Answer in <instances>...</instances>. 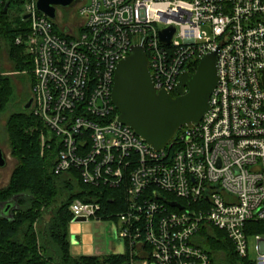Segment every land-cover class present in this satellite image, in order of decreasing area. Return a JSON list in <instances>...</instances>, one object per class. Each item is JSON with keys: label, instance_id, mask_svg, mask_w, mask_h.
Listing matches in <instances>:
<instances>
[{"label": "built area", "instance_id": "obj_1", "mask_svg": "<svg viewBox=\"0 0 264 264\" xmlns=\"http://www.w3.org/2000/svg\"><path fill=\"white\" fill-rule=\"evenodd\" d=\"M77 8L80 21L66 28L26 0L28 24L14 38L32 62L30 109L59 147L55 172L121 187L123 209L111 218L129 264H213L198 243L204 226L224 231L248 259L255 235L253 262L264 264V0H83ZM171 25L166 45L160 31ZM135 45L146 50L156 90L172 94L191 62L218 51L209 111L162 150L121 123L112 101L116 66ZM87 198L71 204L73 220L102 219Z\"/></svg>", "mask_w": 264, "mask_h": 264}, {"label": "trees", "instance_id": "obj_2", "mask_svg": "<svg viewBox=\"0 0 264 264\" xmlns=\"http://www.w3.org/2000/svg\"><path fill=\"white\" fill-rule=\"evenodd\" d=\"M18 2L22 0H4L0 4V49L8 52L18 71L32 76L27 101L33 97L35 80L29 55L14 39L28 24L20 13H13ZM7 3L12 10L5 9ZM198 63L194 60L187 69L195 72ZM1 73L0 69V115L9 111L6 109L15 93L11 77ZM5 131L17 164L9 182L0 187V264H129L128 253L73 255L69 235L74 200L93 198L102 206V219H114L111 214L123 209L121 187L85 184L75 169L56 173L59 147L30 109L10 110ZM42 134H46L44 148ZM9 202L16 205L11 214L4 210ZM198 243L213 264H255L239 257L227 234L213 226L201 229Z\"/></svg>", "mask_w": 264, "mask_h": 264}, {"label": "water", "instance_id": "obj_3", "mask_svg": "<svg viewBox=\"0 0 264 264\" xmlns=\"http://www.w3.org/2000/svg\"><path fill=\"white\" fill-rule=\"evenodd\" d=\"M82 1L37 0V10L54 19L59 6L71 8ZM175 33L174 25L162 29L161 42L169 45ZM217 60L218 51L207 53L199 59L195 72H182L174 95L164 89L156 90L145 48L133 46L130 55L119 61L115 69L111 92L112 101L119 112L118 120L130 126L150 147L164 149L183 126L199 123L209 111L211 95L219 82ZM33 101L34 98L30 97L25 108H32ZM6 164L7 155L0 147V166ZM85 200L91 201L89 198ZM15 207L9 202L4 210L11 214ZM74 221L87 220L78 217Z\"/></svg>", "mask_w": 264, "mask_h": 264}, {"label": "rangeland", "instance_id": "obj_4", "mask_svg": "<svg viewBox=\"0 0 264 264\" xmlns=\"http://www.w3.org/2000/svg\"><path fill=\"white\" fill-rule=\"evenodd\" d=\"M26 0H22V2H18L14 5L13 13L22 14L24 9V3ZM57 9V15L53 20L57 26L66 27V28H74L77 26L78 21H80V15L78 13L77 7H62L59 6ZM13 60L9 57L8 52L4 50L3 47L0 49V69L2 70L4 75H8L11 77V81L14 86V99L8 105L9 111L0 115V147L7 155V164L4 167L0 166V187L5 186L11 177L12 171L17 164V159H15L10 152V147L8 143V136L5 131L6 119L10 110H26L25 102L27 98V93L30 91L32 85V76L27 74L25 71H18L16 67H14ZM31 110V109H30ZM89 223L93 225L94 234L96 235V244L99 247H103V249L107 253H111L116 250L119 241L117 238V231L115 227V221L113 219H101V220H89ZM249 260L253 261L257 252L255 249L256 239L255 235L249 236Z\"/></svg>", "mask_w": 264, "mask_h": 264}, {"label": "crops", "instance_id": "obj_5", "mask_svg": "<svg viewBox=\"0 0 264 264\" xmlns=\"http://www.w3.org/2000/svg\"><path fill=\"white\" fill-rule=\"evenodd\" d=\"M70 242L73 255H107L103 247L96 244V235L93 225L89 221L75 222L70 224ZM124 250L123 244L119 242L116 250L111 253H120Z\"/></svg>", "mask_w": 264, "mask_h": 264}, {"label": "flooded vegetation", "instance_id": "obj_6", "mask_svg": "<svg viewBox=\"0 0 264 264\" xmlns=\"http://www.w3.org/2000/svg\"><path fill=\"white\" fill-rule=\"evenodd\" d=\"M74 7H77V5H76V6H74ZM6 10H7V11H10V10H12V5H10V3L8 4V6H7ZM28 100H29V99H28ZM28 100H27V101H28ZM27 101H26V103H27ZM26 103H25V104H26Z\"/></svg>", "mask_w": 264, "mask_h": 264}, {"label": "bare ground", "instance_id": "obj_7", "mask_svg": "<svg viewBox=\"0 0 264 264\" xmlns=\"http://www.w3.org/2000/svg\"><path fill=\"white\" fill-rule=\"evenodd\" d=\"M14 30V29H13ZM116 198V197H115Z\"/></svg>", "mask_w": 264, "mask_h": 264}]
</instances>
